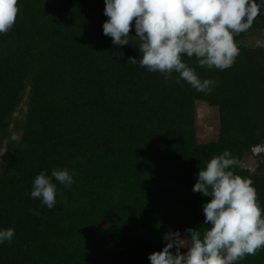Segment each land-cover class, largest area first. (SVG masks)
Wrapping results in <instances>:
<instances>
[{
	"label": "trees",
	"instance_id": "obj_1",
	"mask_svg": "<svg viewBox=\"0 0 264 264\" xmlns=\"http://www.w3.org/2000/svg\"><path fill=\"white\" fill-rule=\"evenodd\" d=\"M17 7L0 34V147L27 91L28 111L2 165L0 230L15 236L0 243V264H150L174 226L187 235L211 226L198 220L211 197L192 188L225 150L239 161L230 170L251 179L264 218V159L252 172L241 167L264 141V48L238 46L224 70L182 55L201 81H214L211 91H197L179 73L128 62L140 59L141 42L118 46L103 34L105 0H17ZM263 28L261 9L234 42ZM198 101L220 108L217 142H198ZM63 169L73 183L52 178L53 208L30 196L41 172ZM255 255L235 264H264V251Z\"/></svg>",
	"mask_w": 264,
	"mask_h": 264
},
{
	"label": "clouds",
	"instance_id": "obj_2",
	"mask_svg": "<svg viewBox=\"0 0 264 264\" xmlns=\"http://www.w3.org/2000/svg\"><path fill=\"white\" fill-rule=\"evenodd\" d=\"M261 9L264 0H105L108 19L102 28L114 45H128L130 37L139 38L140 59L129 57L131 64L167 76L179 73L197 91H211L214 81H201L182 55L195 56L199 66L209 69L229 68L239 54L234 35L250 29ZM17 12V0H0V34L13 26ZM133 21L135 36L129 34ZM11 138L19 139L16 134ZM5 151L0 150V155ZM238 164L225 150L199 170L192 191L211 197L202 205L204 225L211 226L203 235L196 228L186 229L185 237L178 232L165 234L162 250L149 254L150 264H235L264 248L262 209L251 179L230 170ZM53 177L65 186L73 183L67 169L53 170L51 177L41 172L30 193L49 209L56 203ZM14 236V229H2L0 243L11 242ZM181 248L186 251L181 253Z\"/></svg>",
	"mask_w": 264,
	"mask_h": 264
},
{
	"label": "rangeland",
	"instance_id": "obj_3",
	"mask_svg": "<svg viewBox=\"0 0 264 264\" xmlns=\"http://www.w3.org/2000/svg\"><path fill=\"white\" fill-rule=\"evenodd\" d=\"M236 46H244L247 48H264V28L253 33H249L246 35L245 38H243L241 41H239ZM28 95L29 92L27 91L25 95V101L20 105V108L18 111L12 116L11 122H10V128L8 130V137L7 139L2 143L0 150L6 149L3 155H0V176L3 173V167L2 165L5 163H8L9 159L12 157V148L10 147V143L14 142L12 140V135L16 134L19 139H21L23 135V124L26 121V114L28 111ZM196 129H197V137L198 142L200 144H207L210 142H217L219 140L220 132L224 128V123L222 122L221 112L220 108L218 106H212L207 102H200L198 101L196 104ZM19 125V129L17 127V124ZM264 159V141L261 142L259 145L255 146L253 149V152L249 155H245L242 158L241 161V167L244 168L246 171H254L259 162ZM201 211V210H200ZM201 216V215H200ZM201 224V228H204V220L201 218H198ZM203 221V222H202ZM170 232H178L181 237L187 236V234L182 231L178 226H174ZM264 248H261L260 251ZM173 252H175V248L172 249ZM181 253L185 252L186 249L181 248ZM253 258L255 257L257 260L261 258V256L253 255ZM248 261L249 263L253 262L252 260L241 259L242 261ZM263 261V262H262ZM261 262L264 263V260Z\"/></svg>",
	"mask_w": 264,
	"mask_h": 264
}]
</instances>
